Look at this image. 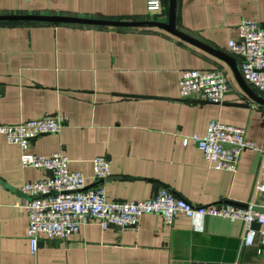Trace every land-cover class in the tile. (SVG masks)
Wrapping results in <instances>:
<instances>
[{
	"label": "crops",
	"instance_id": "0c3cea01",
	"mask_svg": "<svg viewBox=\"0 0 264 264\" xmlns=\"http://www.w3.org/2000/svg\"><path fill=\"white\" fill-rule=\"evenodd\" d=\"M0 15L166 22L167 7L149 12L146 0H0ZM175 17L178 31L211 52L157 28L0 22V125L64 116L60 132L32 139L29 151L63 154L87 187H104L108 201H142L167 189L196 206L246 205L257 181L264 183L259 154L243 151L234 174L214 170L189 138L203 137L218 121L245 129L256 147L264 143V108L215 54L230 56L240 72L241 57L228 43L243 20L264 28V0H176ZM184 70L222 71L230 82L223 102L180 99ZM20 154L0 133V264H264L258 242L241 246L240 221L181 215L171 225L143 215L136 229L124 230H102L87 218L65 242L40 235L32 255L21 187L51 173L21 167ZM96 157L110 162L103 183L91 179Z\"/></svg>",
	"mask_w": 264,
	"mask_h": 264
},
{
	"label": "built area",
	"instance_id": "2783aa9c",
	"mask_svg": "<svg viewBox=\"0 0 264 264\" xmlns=\"http://www.w3.org/2000/svg\"><path fill=\"white\" fill-rule=\"evenodd\" d=\"M149 12L161 11L160 0H146ZM232 54L241 57V77L247 85L264 95V28L253 21L243 20L237 26L236 39L228 43ZM230 90L228 77L220 70L181 71L178 80L179 98L192 99L199 103L221 104ZM65 118L62 115H44L38 119L17 125H0V133L8 143L18 145L21 151V167L49 171L51 175L37 181L23 183L21 192L28 198L19 205L27 219V239L30 253L34 255L38 238L44 235L49 240L65 242L77 234L87 218L97 222L102 230L107 228L136 229L143 215H161L165 225H171L181 215L191 221L205 217H219L240 221L243 225L242 247H252L258 242L264 247V183L257 181L252 199L244 206L228 203L196 206L177 198L167 189L142 201H108L102 185L86 189L88 179L80 172L68 168V159L61 153L48 156L32 154L30 141L43 135L60 132ZM203 159L214 170L236 173L243 151L253 150L259 154V173L264 175V143L256 147L246 137L245 129L210 121L203 137L192 136ZM188 139L183 143L186 145ZM94 182L103 183L110 175V162L106 157L91 161ZM261 196L260 203L256 197ZM261 253L259 249L257 251Z\"/></svg>",
	"mask_w": 264,
	"mask_h": 264
},
{
	"label": "water",
	"instance_id": "95a60500",
	"mask_svg": "<svg viewBox=\"0 0 264 264\" xmlns=\"http://www.w3.org/2000/svg\"><path fill=\"white\" fill-rule=\"evenodd\" d=\"M161 7H167V21H138V22H119V21H106L97 19H87L78 17H65V16H45V15H0V22H37V23H52V24H77L85 26H102V27H113V28H157L163 30L176 38L186 41L192 45H195L205 51H210L209 48L201 45L197 41H194L184 33L176 29L175 20V7L176 0H160ZM215 53L214 51H212ZM218 58L226 62L233 73L235 81L237 82L240 89L256 104L264 108V97L254 93L243 78L235 64V61L228 55H222L220 53H215ZM241 60H243L241 58ZM91 187H86L90 189ZM260 213H264V209H256Z\"/></svg>",
	"mask_w": 264,
	"mask_h": 264
}]
</instances>
